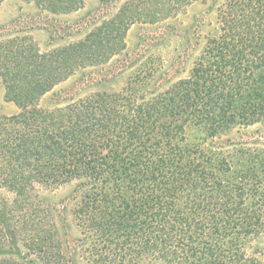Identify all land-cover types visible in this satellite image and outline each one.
<instances>
[{"label":"trees","instance_id":"trees-1","mask_svg":"<svg viewBox=\"0 0 264 264\" xmlns=\"http://www.w3.org/2000/svg\"><path fill=\"white\" fill-rule=\"evenodd\" d=\"M21 1L51 15L84 5ZM207 1L125 0L46 51L0 27L3 98L18 110L0 115V264H261L248 249L264 235V0H221L185 78L151 87L154 75L138 76L40 106L121 55L132 26ZM252 127L254 140L230 136ZM69 183L72 203L55 211L42 191ZM63 211L75 238L61 236Z\"/></svg>","mask_w":264,"mask_h":264},{"label":"rangeland","instance_id":"rangeland-1","mask_svg":"<svg viewBox=\"0 0 264 264\" xmlns=\"http://www.w3.org/2000/svg\"><path fill=\"white\" fill-rule=\"evenodd\" d=\"M123 1L84 0L82 9L77 12L51 15L21 0H5L0 5V27L30 35L39 49L46 51L79 40L103 19L110 17ZM220 2L208 0L206 3H195L165 22L132 26L127 33L126 49L121 55L103 66L88 68L85 73H79L58 85L42 98L40 106L49 108L64 103L70 97L97 91H117L127 80L138 76L154 75L155 79L151 78L149 84L151 87L166 80L173 82L185 78L202 50L205 37L215 29L216 8ZM17 112L12 103L5 102L0 84V115L9 116ZM257 129H242L240 135L233 131L230 136L234 140L251 141L256 139ZM74 190L75 183H69L42 191V195L56 211V207H70ZM60 215L57 223L61 236L75 238L77 230L71 217L66 211ZM63 218H67V221H63ZM253 252L256 253L254 257L264 264V235L250 243L248 254Z\"/></svg>","mask_w":264,"mask_h":264}]
</instances>
